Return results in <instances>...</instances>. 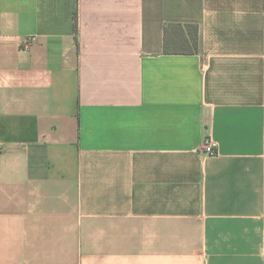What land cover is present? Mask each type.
Returning <instances> with one entry per match:
<instances>
[{
	"label": "crops",
	"instance_id": "0c3cea01",
	"mask_svg": "<svg viewBox=\"0 0 264 264\" xmlns=\"http://www.w3.org/2000/svg\"><path fill=\"white\" fill-rule=\"evenodd\" d=\"M0 264H264V0H0Z\"/></svg>",
	"mask_w": 264,
	"mask_h": 264
},
{
	"label": "trees",
	"instance_id": "16d2710c",
	"mask_svg": "<svg viewBox=\"0 0 264 264\" xmlns=\"http://www.w3.org/2000/svg\"><path fill=\"white\" fill-rule=\"evenodd\" d=\"M192 42L189 43L188 47L184 49L183 51H173V52H183V53H193L198 49V34L196 29L193 31L192 37H191ZM166 51L170 52L171 50L167 48L166 46Z\"/></svg>",
	"mask_w": 264,
	"mask_h": 264
},
{
	"label": "built area",
	"instance_id": "2783aa9c",
	"mask_svg": "<svg viewBox=\"0 0 264 264\" xmlns=\"http://www.w3.org/2000/svg\"><path fill=\"white\" fill-rule=\"evenodd\" d=\"M217 143L211 135H207L204 140V149L207 153L215 154Z\"/></svg>",
	"mask_w": 264,
	"mask_h": 264
}]
</instances>
